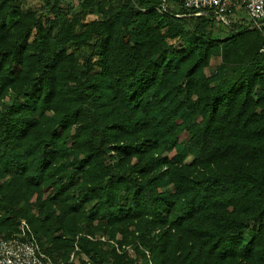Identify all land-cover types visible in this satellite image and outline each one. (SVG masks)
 I'll use <instances>...</instances> for the list:
<instances>
[{"label": "trees", "instance_id": "16d2710c", "mask_svg": "<svg viewBox=\"0 0 264 264\" xmlns=\"http://www.w3.org/2000/svg\"><path fill=\"white\" fill-rule=\"evenodd\" d=\"M27 2L0 0V239L28 226L57 264H264V21L219 38L182 0Z\"/></svg>", "mask_w": 264, "mask_h": 264}, {"label": "built area", "instance_id": "2783aa9c", "mask_svg": "<svg viewBox=\"0 0 264 264\" xmlns=\"http://www.w3.org/2000/svg\"><path fill=\"white\" fill-rule=\"evenodd\" d=\"M183 7L196 13L209 12L221 21L234 8H242L253 27L264 21V0H182ZM264 51V48L261 49ZM0 264H57L38 244L28 226L16 235L0 239Z\"/></svg>", "mask_w": 264, "mask_h": 264}, {"label": "rangeland", "instance_id": "374dc122", "mask_svg": "<svg viewBox=\"0 0 264 264\" xmlns=\"http://www.w3.org/2000/svg\"><path fill=\"white\" fill-rule=\"evenodd\" d=\"M83 0H63L62 5H63V10L60 12V14H66L67 17H70L72 15H74L75 11L79 10L80 8V4L82 3ZM172 9L176 10L177 7L174 6L173 4H171ZM24 8L26 9H34L37 10L39 13H45L47 12L46 10L43 9L42 7V0H28V2L26 3V5H24ZM70 8H72L74 11L73 12H68L67 9L69 10ZM178 10V9H177ZM246 12H242V17L243 19L247 18V14H245ZM227 22L233 24V25H237V23L240 22H244V20H240V19H235V18H228L226 20ZM226 21L222 22L221 20H219L218 18H215L214 21V25L212 26V32L214 33L215 36L219 37V38H225L227 37V34L229 33V28L226 27ZM218 63V60L216 58H214L212 60V66L216 65ZM191 160V157L188 156L186 161ZM76 262V260H75ZM78 263V262H76Z\"/></svg>", "mask_w": 264, "mask_h": 264}, {"label": "crops", "instance_id": "0c3cea01", "mask_svg": "<svg viewBox=\"0 0 264 264\" xmlns=\"http://www.w3.org/2000/svg\"><path fill=\"white\" fill-rule=\"evenodd\" d=\"M242 12H244V10L242 9V8H234V9H232L231 10V12L229 13V16H228V18H235V19H240V20H244V23H246V22H249V18H248V16H247V18L246 19H243V17H242ZM246 14V13H245ZM241 23V22H240Z\"/></svg>", "mask_w": 264, "mask_h": 264}]
</instances>
